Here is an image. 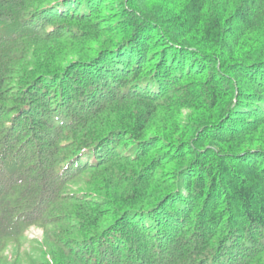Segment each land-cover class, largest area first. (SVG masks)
I'll return each mask as SVG.
<instances>
[{
  "label": "trees",
  "instance_id": "trees-1",
  "mask_svg": "<svg viewBox=\"0 0 264 264\" xmlns=\"http://www.w3.org/2000/svg\"><path fill=\"white\" fill-rule=\"evenodd\" d=\"M0 264H264V0H0Z\"/></svg>",
  "mask_w": 264,
  "mask_h": 264
},
{
  "label": "rangeland",
  "instance_id": "rangeland-1",
  "mask_svg": "<svg viewBox=\"0 0 264 264\" xmlns=\"http://www.w3.org/2000/svg\"><path fill=\"white\" fill-rule=\"evenodd\" d=\"M41 231L37 228H31L26 234L29 238L39 237Z\"/></svg>",
  "mask_w": 264,
  "mask_h": 264
}]
</instances>
